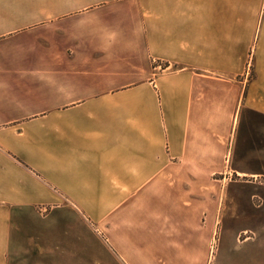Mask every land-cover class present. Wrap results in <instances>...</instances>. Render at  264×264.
Listing matches in <instances>:
<instances>
[{"label":"crops","instance_id":"crops-1","mask_svg":"<svg viewBox=\"0 0 264 264\" xmlns=\"http://www.w3.org/2000/svg\"><path fill=\"white\" fill-rule=\"evenodd\" d=\"M0 264H264V0H0Z\"/></svg>","mask_w":264,"mask_h":264},{"label":"rangeland","instance_id":"rangeland-1","mask_svg":"<svg viewBox=\"0 0 264 264\" xmlns=\"http://www.w3.org/2000/svg\"><path fill=\"white\" fill-rule=\"evenodd\" d=\"M218 182H219L218 184H219L220 189H222L223 186H225L226 189L230 186L239 188V190H236V192H238V193L235 192L232 197L230 196V198H233V199H229V197L227 199V196L225 194L226 189H224L225 192L223 191L222 193H219V195H218L219 209H218V218H217L218 219V232L217 233H218V236H220V235H223L226 233L225 230L227 228L225 227V224H224V217L227 214H230V217L234 218V219L240 220V218H241L242 212L239 210L240 204H242V202H243V196L240 194V192L242 191L241 188L247 187V186H257L259 184L260 180L256 179V178L241 176L240 174H237L236 176H233L232 179H225V180H223V182H221V181H218ZM245 192H246V194L249 195L251 193V190L249 188H247ZM226 200H229V201H226ZM225 202L228 203V208H226L227 203H225ZM251 202L258 203L259 202L258 197L256 195L255 196L252 195L251 196ZM231 228L232 227H230L229 229H231ZM233 234L247 235L245 233H241L240 230L236 231V229H234ZM228 243L230 244V242H228ZM218 244H219V242H218Z\"/></svg>","mask_w":264,"mask_h":264}]
</instances>
